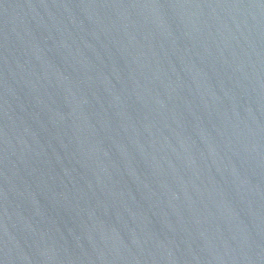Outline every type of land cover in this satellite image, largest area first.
I'll return each instance as SVG.
<instances>
[{"label":"water","instance_id":"1","mask_svg":"<svg viewBox=\"0 0 264 264\" xmlns=\"http://www.w3.org/2000/svg\"><path fill=\"white\" fill-rule=\"evenodd\" d=\"M0 264H264V0H0Z\"/></svg>","mask_w":264,"mask_h":264}]
</instances>
